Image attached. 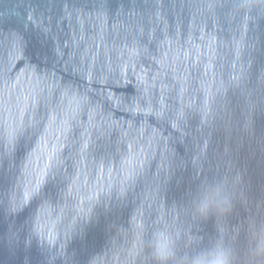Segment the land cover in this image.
Instances as JSON below:
<instances>
[{
  "label": "water",
  "instance_id": "95a60500",
  "mask_svg": "<svg viewBox=\"0 0 264 264\" xmlns=\"http://www.w3.org/2000/svg\"><path fill=\"white\" fill-rule=\"evenodd\" d=\"M169 240L264 264V0H0V264Z\"/></svg>",
  "mask_w": 264,
  "mask_h": 264
},
{
  "label": "clouds",
  "instance_id": "9594fccd",
  "mask_svg": "<svg viewBox=\"0 0 264 264\" xmlns=\"http://www.w3.org/2000/svg\"><path fill=\"white\" fill-rule=\"evenodd\" d=\"M213 197L205 196L195 204V212L199 216H207L213 211L227 212L231 207V200L227 192L221 188L214 190ZM162 235V234H161ZM159 264H167L169 260H174L175 264H205L201 256L177 257L176 250L171 240H169L166 252H161L159 243L153 253ZM208 264H234V254L225 244L219 243L215 249L214 258Z\"/></svg>",
  "mask_w": 264,
  "mask_h": 264
}]
</instances>
